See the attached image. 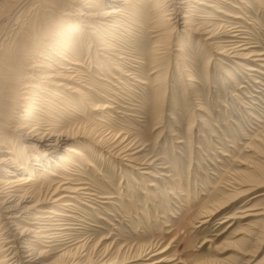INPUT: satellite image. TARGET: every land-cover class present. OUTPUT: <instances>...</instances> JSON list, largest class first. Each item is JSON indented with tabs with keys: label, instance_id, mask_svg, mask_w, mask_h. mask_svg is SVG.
<instances>
[{
	"label": "rangeland",
	"instance_id": "obj_1",
	"mask_svg": "<svg viewBox=\"0 0 264 264\" xmlns=\"http://www.w3.org/2000/svg\"><path fill=\"white\" fill-rule=\"evenodd\" d=\"M221 1L224 0H218L213 9L201 5L196 15L207 11L216 17L217 24L226 20L228 25H240L242 42H247L254 52L263 53L264 58V0ZM77 3L0 0V78L12 74L7 62H32L39 42H44L46 25H52L50 35L66 18L79 22L74 17H80L83 7L78 8ZM113 5L116 4L108 6ZM218 8L228 14L238 13L241 18L224 19L217 15ZM197 17L195 21L201 20ZM138 23L137 18L126 22L122 48L127 53L134 54L132 35L136 32L143 37L136 42L143 51L152 47L154 39L146 38L145 31L149 33L154 25L136 30ZM169 36L165 41L171 42V49L162 62H143L138 68L140 82L117 81L112 74L118 70L109 62L101 64L97 56L79 67L87 78L100 85L97 90L103 87L119 102L117 111L121 112L109 111L111 120L98 125L96 118L102 115V109L94 116L86 104L62 118L55 114L60 122L58 128L67 130L70 136L81 125L94 129L93 132L107 133L113 128L116 133H128L140 140L142 154L157 159L158 167L170 165L142 174L143 169L130 168L114 152L93 144L90 136H72L63 148L81 149L91 164L77 158L82 167L77 166L78 171L101 197L114 196L100 198L108 202L95 205L97 211L84 205L73 210L83 220L76 223L79 236L90 238L87 243L91 251L98 241L110 249L120 248V254L129 259L127 264H148L154 259L162 260L157 264H264V214L240 218L248 209L264 210V67L260 66L264 62L256 64L251 58L218 59L203 45L202 38L188 39L186 34L181 35L184 55L177 59L170 54L177 47V33ZM90 41L88 38L79 44L82 61L87 60L88 51L94 50V44L87 48ZM249 65L262 73L245 69ZM22 73L25 77L29 70ZM68 85L78 86L74 82ZM65 91L72 94L71 90ZM102 93H94L89 103H102ZM4 128H0V137L3 141L12 140V148L0 145V157L8 150L24 156L27 149L23 146L28 142L18 137L13 127ZM159 171L170 175L161 176ZM256 182L261 186L250 192L249 186ZM151 245L162 252L148 261L138 258L140 249Z\"/></svg>",
	"mask_w": 264,
	"mask_h": 264
},
{
	"label": "bare ground",
	"instance_id": "obj_2",
	"mask_svg": "<svg viewBox=\"0 0 264 264\" xmlns=\"http://www.w3.org/2000/svg\"><path fill=\"white\" fill-rule=\"evenodd\" d=\"M76 1L78 8L83 7L80 17H74L79 22L73 23L71 19L66 18L64 24L54 28V34L50 35L48 34L52 30V25H46L42 38L44 42H39L32 62H7L12 74L8 73L0 78V128L13 127L16 135L28 142L23 146L27 149L24 156L8 150V153L0 157V264L129 262V259L120 254L122 252L120 248L110 249L109 245H103L102 241H98L94 251H91L87 243L90 238L81 239L79 236V226L76 223L81 224L83 220L76 216L73 210L79 205H84L97 211L95 205L108 202L100 201V198L112 199L114 196L101 197L90 180L84 178L78 171L79 160L85 161L89 166L91 164L86 161V154L81 149L74 146L63 148L62 145L73 138L72 136H90L93 144L103 145L101 149L106 152H114L117 158L127 161L130 168L138 171L143 169L142 174H152L151 169L170 166L155 165L157 159L152 160L143 155V143L130 137L128 133L121 131L116 133L113 128L107 133L97 130L93 132L94 129L88 127L87 130V126L81 125L77 127V132L70 136L67 130L58 128L60 122L56 115H61V118L68 116L72 110L78 109L77 106L80 108V105H90L88 108L92 114L103 110L102 115L96 118L98 125L99 122L112 117L109 111L121 112L117 111L120 107L119 102L112 97V93L103 90V87L100 91H103L104 101L98 104L89 103L94 93L100 95V91L97 90L100 85L91 77L87 78L84 70H80L79 67H84V62H92L97 56L101 64L109 62L114 70H118L114 74L106 70L107 74H112L117 81L123 83L131 79L140 82L138 68L143 62L157 64L162 62L171 49V42L168 39L169 42H166L165 39L174 33H177L175 43L177 47L170 54L177 59L184 55L185 42L181 35L186 34L187 38L189 36L202 38L203 45L215 52L218 59L231 58L242 61L241 59L251 58L256 64L264 62V58L261 57L263 53L254 52L247 46V42L240 39L243 31L240 25H228V21L223 19V23L217 24L216 17L211 13L207 14V11L206 14L196 15V11L202 6L217 8L218 0ZM111 3L116 5L108 6ZM218 9L217 15L223 18L228 16L233 19L241 18L238 13L233 15ZM196 16L201 20L195 21ZM134 18L139 19L136 30L142 27L147 30L148 24L154 25L149 33L145 31L146 38L151 36L154 39L149 51H143L144 49L136 44L143 38L137 32L132 35L134 48L131 51L134 54L123 51L122 40L125 35L123 31H126V22ZM127 32L132 33L129 30ZM88 38L91 41L87 48L94 44V50L88 51L87 60L82 61L79 44L81 40L87 41ZM93 65L97 71L100 70L97 64ZM260 66L264 67V63ZM154 68L157 69L158 66ZM246 68L262 73V70L250 65ZM26 69L29 73L24 77L22 71ZM68 82H74L78 86L72 87ZM65 90H71L72 94ZM0 145L12 148V140L3 141L0 137ZM139 166L142 167L138 168ZM158 173L161 176L170 175L167 172ZM259 186H261L259 182L252 183L248 190L251 192ZM262 214L264 210L248 209L240 218ZM160 252L162 251L151 245L142 247L137 256L148 261ZM55 254L57 256L48 262V258ZM161 261L154 259L148 264H157Z\"/></svg>",
	"mask_w": 264,
	"mask_h": 264
}]
</instances>
